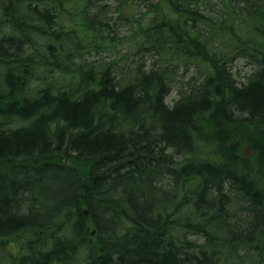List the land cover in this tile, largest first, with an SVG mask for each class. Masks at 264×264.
I'll return each instance as SVG.
<instances>
[{"label": "trees", "instance_id": "16d2710c", "mask_svg": "<svg viewBox=\"0 0 264 264\" xmlns=\"http://www.w3.org/2000/svg\"><path fill=\"white\" fill-rule=\"evenodd\" d=\"M110 2L130 50L87 61ZM0 26V264H264V0H0ZM40 178L68 198L15 185Z\"/></svg>", "mask_w": 264, "mask_h": 264}, {"label": "rangeland", "instance_id": "374dc122", "mask_svg": "<svg viewBox=\"0 0 264 264\" xmlns=\"http://www.w3.org/2000/svg\"><path fill=\"white\" fill-rule=\"evenodd\" d=\"M110 6H111V10L107 11V14L108 16L113 15V18H115L116 21H118V24H114L113 21L110 20L111 29L109 30V33L110 35L115 33L117 36V39H120V42L115 45V49L113 51L108 52L107 50H104V51L99 50V51H90L84 54L83 59H86L87 61H90V62L96 61L99 63L108 62L111 60L118 59L119 58V56H117L118 54L124 55L128 53L130 50V46H131L130 40L132 38L131 28L126 20H124L123 18L118 19L119 13H118L117 5H115L113 2H110ZM144 10H145V7L142 4V2H138V5L133 8V11L135 14L142 13ZM125 16L126 15L124 13L122 17H125ZM1 29L2 27L0 26V33H1ZM145 60L149 61V56H146ZM232 67H233L231 71L232 76L236 78L238 82H242V83H244L248 77H250L251 75H254L256 73L255 71L259 70L258 63L252 61L250 57L238 59L237 62H234V64H232ZM2 71L3 70H1L0 72ZM192 74H193L192 70H189V71L186 70L183 72L178 71L177 78L182 79V80H187V78H189ZM52 75H53L52 80H54L56 84H63L66 80V76H64L61 72H54ZM32 86L35 88V83L29 84V87H32ZM170 86H171V91L165 99V103L169 106H171L179 98V92L180 93L185 92L184 88L182 86L180 87L178 83L175 85L171 83ZM34 94H35V90L31 89L29 95H34ZM244 150H245V155L247 157L252 158L253 156H255L254 150L251 147L245 146ZM173 158L175 159V157ZM176 159L178 158L176 157ZM258 165H259V162L256 163L257 167ZM9 248L12 250L14 247L9 246ZM79 263L80 261L79 259H77L76 263L71 262L69 264H79Z\"/></svg>", "mask_w": 264, "mask_h": 264}, {"label": "bare ground", "instance_id": "6f19581e", "mask_svg": "<svg viewBox=\"0 0 264 264\" xmlns=\"http://www.w3.org/2000/svg\"><path fill=\"white\" fill-rule=\"evenodd\" d=\"M259 78H261L262 79V76L261 77H259ZM251 80V78L248 80H246L245 81V83L248 81H250ZM255 82H257V81H255ZM53 83L55 84V81H53ZM171 87V86H170ZM35 90V89H34ZM170 91H171V88H170ZM107 119H105V121H106ZM140 129H138V131H139ZM143 130V129H142ZM178 159H180V156H176ZM125 174H128V172H125ZM32 178H34V177H32ZM41 181H42V179L40 178L39 180H30V179H28V180H26V181H21V180H16V183H15V185H17V186H19V187H23V186H25V185H28V187L27 188H29V187H31L32 185H34V184H36V183H39V184H36L35 186H33V190H37V191H39V192H41V190H44V191H47V192H54V193H57L58 194V197H62V198H64V199H67L68 198V196H69V191H66L65 189H63V188H58L52 181L51 182H49V183H47L46 185H45V183H41ZM153 190V189H152ZM156 191V192H155ZM160 191V188H158L157 190H154V192H155V194L152 196L151 194H150V197H152V198H154V196L157 194V192H159ZM30 194H32V189H30V191L29 190H25L23 193H22V195H21V197H11L10 198V203H11V206H14V207H16V209L18 210V209H22V208H24V207H28V208H34V207H36V205L34 204V203H32L31 201H30V199L29 198H27L26 196H28V195H30ZM45 196L46 197H57L56 195H54V194H52V193H46L45 194ZM23 197H25L24 199H21V198H23ZM9 198V197H8ZM17 199H19V200H17ZM64 217V216H63ZM194 237H192V238H190V239H192L193 240V242H191V243H194L195 244V247L193 248L194 249V251H190L189 253L191 254V255H195L197 252H199V249H201V247H202V243H204L203 241V239H201L200 237L199 238H195V239H193ZM73 241H67V246H69L68 248H70V247H72L73 246ZM197 244H198V246H197ZM72 245V246H71ZM198 248V249H197ZM218 263V262H217Z\"/></svg>", "mask_w": 264, "mask_h": 264}]
</instances>
